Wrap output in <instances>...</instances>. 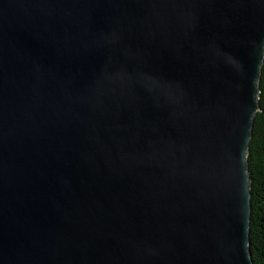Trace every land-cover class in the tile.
<instances>
[{"label":"water","instance_id":"95a60500","mask_svg":"<svg viewBox=\"0 0 264 264\" xmlns=\"http://www.w3.org/2000/svg\"><path fill=\"white\" fill-rule=\"evenodd\" d=\"M263 60L264 0H0V264H253Z\"/></svg>","mask_w":264,"mask_h":264},{"label":"trees","instance_id":"16d2710c","mask_svg":"<svg viewBox=\"0 0 264 264\" xmlns=\"http://www.w3.org/2000/svg\"><path fill=\"white\" fill-rule=\"evenodd\" d=\"M259 105L246 155L250 177V252L253 264H264V60L258 81Z\"/></svg>","mask_w":264,"mask_h":264}]
</instances>
